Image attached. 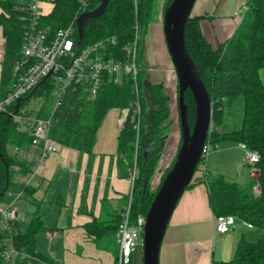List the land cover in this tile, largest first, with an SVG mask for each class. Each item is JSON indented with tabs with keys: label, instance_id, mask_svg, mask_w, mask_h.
Masks as SVG:
<instances>
[{
	"label": "trees",
	"instance_id": "trees-1",
	"mask_svg": "<svg viewBox=\"0 0 264 264\" xmlns=\"http://www.w3.org/2000/svg\"><path fill=\"white\" fill-rule=\"evenodd\" d=\"M84 1L85 4L81 5L79 0H50L51 7L47 13L41 14L40 23L55 31L75 20L80 13L93 10L101 2ZM135 1L134 5V0H108L100 12L89 15L83 26V44L113 36L115 56L124 59L123 46L132 41L134 25L137 24V44L141 45L149 24L152 0ZM170 1H163V10ZM244 3L246 7L242 11L241 20L227 39L215 46L211 45L202 34L198 18L189 15L184 40L210 97L212 126L205 143L213 150L224 141L243 142L259 156L253 165L257 169L256 177L237 189L236 201L224 206H213V209L216 214H232L250 226L264 229V83L259 77V70L264 66V0H246ZM26 6L27 4L13 0H0V26L4 37L0 98L5 96L13 79V63L20 54L25 25L22 15ZM136 84L140 104L137 137L133 128L135 120L131 114L135 94L133 80L129 75L124 76L120 83L104 82L93 99H87L79 93L66 92L61 104L55 108L48 106L50 97L45 92L46 100L36 113L38 118L51 117L49 137L61 145L90 151L96 129L105 113L111 108L126 111L118 134V146L128 165L132 166L135 157L137 167L130 209L132 220L137 214H145L161 180L170 169L181 142L179 130L173 156L155 175L169 125L167 96L160 84L148 82L140 70L136 76ZM183 96L186 118L191 128L195 103L189 89L185 90ZM237 96L242 98L241 124L235 130L220 131L218 125L222 120L221 112ZM19 127V123L9 117L8 113L0 112V203L12 186L17 185L23 191L31 193L29 186L14 180V175L27 174L31 170L30 165L20 159L17 153H11L7 149L8 146L24 149L30 145L31 136ZM201 161L203 158H200L199 162ZM190 184L191 182L187 186ZM256 185L257 194L254 192ZM118 221L119 216L105 223L93 220L86 228L94 235L99 228L105 231L101 236L96 235L95 242L99 247H107L106 243L113 242L112 236L114 237ZM43 230L45 227L36 212L32 213L23 232L17 229L16 221H11L8 228L0 231V251L6 246L4 239L7 238L11 246L25 257L18 256L13 262L1 261L0 264H36L38 261L51 263L35 249V235ZM211 264H264V239L249 240L241 234L233 256L227 261L214 260Z\"/></svg>",
	"mask_w": 264,
	"mask_h": 264
},
{
	"label": "crops",
	"instance_id": "crops-1",
	"mask_svg": "<svg viewBox=\"0 0 264 264\" xmlns=\"http://www.w3.org/2000/svg\"><path fill=\"white\" fill-rule=\"evenodd\" d=\"M245 1L194 0L190 16L198 18L204 38L215 46L232 34L241 20ZM3 55L4 37L0 26V72ZM137 61L143 77L150 83L160 84L167 96L168 113L173 118L171 156L178 141L177 75L166 48L162 18L149 22ZM108 111L96 129L90 151L60 144L54 152H43L39 146L28 145L18 154L34 171L14 175V180L19 182L18 178L27 175L26 183L20 184L29 186L31 193L13 186L16 192L8 191L6 200L0 204L16 207L14 221L20 232L28 226L33 212L39 215L45 230L35 235V249L50 260L49 264L116 263L115 234L113 242L106 243L107 247H99L95 237L105 231L99 228L94 235L86 228L93 220L105 223L117 218L129 189L131 167L118 146L123 113L116 108ZM13 147L10 146L11 153ZM256 174L257 169L243 161L238 143L224 141L210 149L172 210L160 244L158 264L227 261L233 256L241 234L249 240L264 239V229L246 226L237 217L224 234L215 233L213 228L216 214L213 206L236 201L237 189ZM254 192L258 193L257 185ZM140 249L139 245L131 262L139 258Z\"/></svg>",
	"mask_w": 264,
	"mask_h": 264
},
{
	"label": "built area",
	"instance_id": "built-area-1",
	"mask_svg": "<svg viewBox=\"0 0 264 264\" xmlns=\"http://www.w3.org/2000/svg\"><path fill=\"white\" fill-rule=\"evenodd\" d=\"M81 5L84 0H79ZM44 0H31L26 6L22 19L25 22L20 54L13 63V79L9 84L5 96L0 98V112L11 114L18 99L32 94L37 88L43 87L44 92H48L52 100L51 107L55 108L61 104L63 94L66 92L79 93L87 99H93L102 84L106 81L120 83L122 78L129 75L133 80V92L135 98L132 102L131 114L135 120L133 128L138 134V122L140 104L138 101V89L136 76L139 71L138 59V31L137 24L131 42L123 46L125 58L115 56V43L113 36H105L93 42L84 43L77 41L76 25L73 20L66 26L51 31L48 25L40 23L42 11L41 3ZM136 1L134 0V5ZM245 3L241 11L245 10ZM46 80V81H45ZM45 81V82H44ZM44 82V84H43ZM21 100L18 109L11 116L20 125L19 128L26 130L31 136L30 145L39 146L43 152H54L60 145L59 142L48 136V128L51 117L38 118L31 116L29 110L22 113ZM122 122L126 111L122 112ZM211 129V126H210ZM137 139V138H136ZM242 150V159L249 165H254L258 161V154L248 148L243 142H238ZM17 154H22L24 149L13 147ZM210 151V146L204 142L200 158L206 157ZM34 170L31 169L30 173ZM137 176L135 157L128 178L129 189L126 201L119 213L115 238L118 244V252L115 264H130L133 252L140 245L142 247V231L144 224V214H137L132 220L130 215L133 200V184ZM26 176H22L19 183H26ZM16 219V207L13 204H0V223L2 229L8 228L9 223ZM236 217L232 214H215L213 218L214 232L217 234L226 233L234 224ZM246 226L249 223L242 221ZM6 246L0 251V262L10 261L16 257L23 258L24 254H19L15 250L9 239L5 238ZM36 264H49L38 261Z\"/></svg>",
	"mask_w": 264,
	"mask_h": 264
},
{
	"label": "water",
	"instance_id": "water-1",
	"mask_svg": "<svg viewBox=\"0 0 264 264\" xmlns=\"http://www.w3.org/2000/svg\"><path fill=\"white\" fill-rule=\"evenodd\" d=\"M107 2L108 0H101L96 8L77 16L75 25L78 42L82 40L83 26L88 16L100 12ZM193 2L194 0H171L162 15L165 44L177 75V107L181 142L170 169L161 180L144 214L142 264H158L159 262L160 244L168 220L180 195L190 183L212 124L210 97L184 40L185 24ZM186 89L190 90L195 103V116L191 128L187 122L183 96ZM21 100H25V97L16 101L13 112L8 114L9 117L18 109Z\"/></svg>",
	"mask_w": 264,
	"mask_h": 264
},
{
	"label": "rangeland",
	"instance_id": "rangeland-1",
	"mask_svg": "<svg viewBox=\"0 0 264 264\" xmlns=\"http://www.w3.org/2000/svg\"><path fill=\"white\" fill-rule=\"evenodd\" d=\"M13 1L16 3L29 4L31 0H13ZM163 1L164 0H152L149 22L153 18H158V19L162 18ZM50 7H51L50 0H44L43 4L40 5V9H41L42 13H47L49 11ZM147 28H148V26H147ZM137 46H138V44H137ZM139 48H140V45L138 46V49ZM137 64H138V61H137ZM139 69H140V67H139ZM259 77H260L261 82L264 83V66H262L259 70ZM45 100H46L45 92H44L43 87L41 86L36 90V92L31 94L28 99H26L25 101H23L21 103V110L20 111L22 113H25L26 110H29L30 115L34 116V115H36L37 111L41 108V106L43 105ZM175 100H176L175 126H176V130H177V134L179 136L180 126H179L178 107H177V87H176ZM47 104H48V106H50L52 104V100L49 99ZM116 110L119 112L118 108H116ZM108 112H110V111H107L105 113V117L107 114H109ZM221 113H222V120H221L220 124L218 125L219 130L230 131V130H235V129L239 128V126L241 124V118H242V98H241V96L235 97L228 106L224 107V109L222 110ZM168 118H169V125H168V131H167V138L165 140V144L161 150L159 161H158L156 168H155V175H157L159 173L162 166L165 165L167 163V161H169L170 158L173 156L172 154L170 156V152H172L170 149V146H171V143L173 140V136L171 135L172 126H173V118L170 116L169 113H168ZM211 126H212V124H211ZM178 136H177V140H178ZM7 149H8V151H11V148L9 146ZM200 166H201V162L198 163L197 168L198 167L200 168ZM8 191L15 193L16 188L12 186L9 188ZM7 196H8V194L6 193L4 196V201L6 200ZM1 230H2V228L0 227V231ZM141 254H142V250L140 249L139 258L137 260L133 259V261L130 264H142Z\"/></svg>",
	"mask_w": 264,
	"mask_h": 264
}]
</instances>
